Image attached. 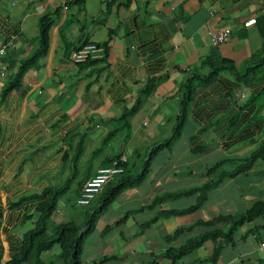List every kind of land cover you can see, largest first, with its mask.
Masks as SVG:
<instances>
[{
  "label": "crops",
  "instance_id": "0c3cea01",
  "mask_svg": "<svg viewBox=\"0 0 264 264\" xmlns=\"http://www.w3.org/2000/svg\"><path fill=\"white\" fill-rule=\"evenodd\" d=\"M69 1L0 0V44L8 43L0 57L7 69V77L0 80L1 262L18 251L21 234L37 216L35 202L12 203L53 185V174L67 168L66 161L74 165L67 177H75L76 183L116 153L135 164L126 154L135 137L141 142L151 138L141 152L138 147L132 151L136 156L145 151L144 158L153 138L161 142L172 134L184 95L178 87L191 78L192 70L198 74L192 76L194 87L181 130H188L184 145L176 147L180 133L156 153L159 160L151 163L146 179L120 193L99 216L94 229L99 249L86 263L105 256L111 257L104 264L148 263L153 252L182 244L205 229L198 225L183 234L184 239L180 235L167 242L165 237L176 228L239 213L264 201V157H258L246 172L211 190L232 183L230 192L212 198L209 191L194 212L160 217L142 228L156 210L176 207L165 201L154 210L146 208L164 183L192 175L203 181L207 167L242 156L264 140V62L253 58L264 43L262 0H84L81 6ZM223 27L230 28L228 39L213 44L210 35ZM44 33L45 53L25 71L20 84L8 90L20 63L41 47ZM84 42L105 43L106 57L70 61V51ZM208 57L231 61L233 70L209 78L202 65ZM153 78L161 80L130 118L129 130L113 132L120 125L117 117ZM114 134L124 139L111 153L108 139ZM89 158H96L97 164H90ZM262 243L264 214L243 224L216 260L208 257L213 246L205 242L194 250L198 254L193 261L178 264H264ZM159 264L170 260L160 259Z\"/></svg>",
  "mask_w": 264,
  "mask_h": 264
},
{
  "label": "trees",
  "instance_id": "16d2710c",
  "mask_svg": "<svg viewBox=\"0 0 264 264\" xmlns=\"http://www.w3.org/2000/svg\"><path fill=\"white\" fill-rule=\"evenodd\" d=\"M69 2L78 3L81 6L84 0H70ZM103 45L107 50L106 44L103 43ZM45 50L46 46L44 33L41 47H39L34 54L20 63L16 73L7 87L8 90L13 89L20 84L25 71L37 63L38 58L43 56ZM253 58L254 61H257L259 58V63L264 62V43L261 47V51L255 54ZM88 61L92 62L96 60H87L81 63H86ZM202 65L207 67L209 78H213L211 76L218 75V73H220L223 69L230 68V71L233 70V63L222 57H208L202 62ZM190 73H192L191 78L189 79L187 77L178 87L179 91H183L184 95L180 99V109L176 117L172 134L161 142L150 145L146 156L142 159L140 169L136 173L133 172L135 164L132 163L130 165L127 161L124 164V171L122 173L116 174L106 181L100 188L96 197L91 200V202L86 205L87 208L83 210L84 218L82 222H76L75 220L59 222L53 226V233L47 234L50 218L57 208L60 198L70 189L75 177H68V179L61 185H48L39 192L22 195L12 203L13 206H20L27 201L35 202L36 204L34 208L37 216L34 220L33 226L26 229L21 234L18 251L11 254V258L5 264H45V260H43L41 254L42 252L50 250L55 244L58 246L57 258L61 260L62 264L82 263L81 258L85 241L90 233L94 231L99 216L120 193L128 188L139 186L146 179L150 171L153 156L161 148L171 145L179 137L187 117L186 110L188 99L191 96V90L194 87L192 84V76L198 74L197 70H192ZM160 80L161 78L149 79L147 84L138 91L132 106L124 109L117 117V121H120V125L117 129L113 130V132H117L122 129L129 130L130 118L138 111L144 99L156 88V85L160 82ZM117 155H119V153H116L114 156L106 159L104 165L109 164L111 159ZM258 157H264V140H262L254 150H251L242 156L226 157L207 167L205 172H203V177L205 179L201 184L177 190H166L156 194L146 205V208L154 210L156 207L159 208L160 204L165 201L176 200L182 197L193 196L195 200L187 207H172L168 209L156 210L153 216L143 223L144 225L142 228L144 229L145 227H148L160 217L185 215L194 212L205 201L209 191L219 186L224 179L246 172ZM224 163H232V166L225 168L223 167ZM89 178L90 174H86L84 179L80 180L79 183H76V198ZM263 214L264 201H259L253 205V207L239 213L216 215L211 219L197 220L195 223L178 227L165 237L167 242L171 243L178 236L185 233L189 235L198 225L203 226L205 229L197 235H190L182 244L175 246L170 245L158 253L153 252L151 260L145 264H159L160 259L163 258L169 259L170 264H173L183 256L196 250L205 242L212 243L213 247L210 253L211 255L208 257H210L212 261L216 260L222 246L227 242L233 241L234 233L243 224L258 218ZM221 223L226 225L225 229L223 227H218V224ZM106 229L108 230V226H105L103 231L107 232ZM1 257L2 254L0 253V261ZM110 257L111 256L102 257L99 261H95V264H102Z\"/></svg>",
  "mask_w": 264,
  "mask_h": 264
},
{
  "label": "rangeland",
  "instance_id": "374dc122",
  "mask_svg": "<svg viewBox=\"0 0 264 264\" xmlns=\"http://www.w3.org/2000/svg\"><path fill=\"white\" fill-rule=\"evenodd\" d=\"M142 115V112L139 113V116ZM170 122V121H169ZM172 122V121H171ZM187 129L183 128V131L181 133V136L176 140L177 145L176 147H180L182 145H184V142L186 140V137L188 136L187 134ZM186 136V137H185ZM143 137V136H142ZM124 137L121 134H114L111 135V137H109L108 140H112L110 143V151L111 153H115L118 150V146L121 143V141H123ZM151 138L149 137L148 139H144L142 142L139 138L135 137L133 141H131L130 143L133 145L132 149L129 148L128 151L126 152V154H128V156L131 158L132 161L135 160V165L133 167V172L136 173L141 166L142 163V159H143V153H140L139 155L136 156L137 153H132V151L138 147V152H141L142 148H143V144H145V142H147V140L149 141ZM153 140H156L155 142H157L159 139H155L153 138ZM155 142L151 143L154 144ZM138 145V146H135ZM106 147V145H101V148ZM107 148V147H106ZM105 148V149H106ZM148 152V151H147ZM102 154V153H100ZM104 154H108L107 152H104ZM83 158H81L80 160H82ZM80 160L78 159L76 162L77 164V169L80 166ZM159 160V154L158 155H154L152 158V164H155V161L158 162ZM67 164V168L64 165L63 167L59 168V172L56 174H53L52 176V181H53V185H61L63 184L67 179H68V174L70 172V174L73 173V169H74V165L72 164V162L66 161ZM88 162L90 164H97V160L96 158H89ZM157 165H159L158 163H156ZM155 168V166H154ZM156 170V169H155ZM186 170H182V172H184ZM76 179V178H75ZM75 180H73V184L71 185L70 189L60 198L57 208L55 209L54 215H52V217L50 218V222L48 225V229H47V234H52L53 233V226L59 222H63V221H67V220H75L76 222H82L84 216H83V210L87 208L86 205H80L77 204L75 201L76 198V193H75V188H76V182H74ZM204 181V180H203ZM202 179L200 177H196L194 175L192 176H179V179L177 182H172L170 184L164 183V187L162 188V190L160 189L161 192L166 191V190H177V189H181V188H185V187H189L192 185H199L202 182ZM233 187L232 183H226L223 185L221 190H213L211 191V197L214 198V195H218L219 193H227L230 192V189ZM121 195V194H120ZM118 195V197L120 196ZM117 198V197H116ZM195 200V198L193 196H189V197H182L179 199H174V200H169V204L170 205H175V208H180L183 207L185 205H188L190 203H193ZM140 214H138L139 216ZM152 217V216H151ZM149 219V218H148ZM147 219V220H148ZM245 227V226H244ZM240 229V228H239ZM182 236V235H181ZM187 237V236H185ZM184 235L182 236V238H185ZM99 237L97 236L96 231L90 233V235L88 236V238L85 241L84 244V250L82 253V264H90V263H86L87 261V256L95 253L98 251L99 247L97 244V241H99ZM57 253H58V246L55 244L50 250H47L45 252H42L41 257L43 258V260H45V264H62L61 260L59 258H57ZM210 253V252H208ZM196 254H198V252L192 251L189 254L185 255L182 257L181 260H177L174 264H178L181 263L182 261L184 262H191L194 260V258L196 257ZM102 257H100L101 259ZM100 259H97L96 261H99ZM106 262V261H104ZM104 262L102 264H104ZM92 264L93 261H92Z\"/></svg>",
  "mask_w": 264,
  "mask_h": 264
},
{
  "label": "built area",
  "instance_id": "2783aa9c",
  "mask_svg": "<svg viewBox=\"0 0 264 264\" xmlns=\"http://www.w3.org/2000/svg\"><path fill=\"white\" fill-rule=\"evenodd\" d=\"M261 12L264 13V0L261 1ZM16 1H13L15 5ZM230 34L229 27H223L210 35V40L213 44H219L228 39ZM8 43L0 44V57L7 51ZM106 48L103 44L97 42H87L79 47L72 49L68 55V59L74 63H81L87 60H98L105 56ZM7 77L6 65L0 61V80ZM127 160L125 154H121L118 157L111 160V163L107 166H101L96 169L95 174L90 177L80 195L77 199L78 204H87L99 191L103 183L109 180L113 175L122 173L124 171L123 163ZM262 245H264L262 243Z\"/></svg>",
  "mask_w": 264,
  "mask_h": 264
},
{
  "label": "clouds",
  "instance_id": "9594fccd",
  "mask_svg": "<svg viewBox=\"0 0 264 264\" xmlns=\"http://www.w3.org/2000/svg\"><path fill=\"white\" fill-rule=\"evenodd\" d=\"M100 44H101V43H100ZM106 52H107V50L105 51V56H104L103 58H101V59H104V58L106 57ZM68 55H69V54H68ZM98 60H99V59H98ZM121 154H124V153H120L119 155H121ZM119 155L113 157L112 159L118 157ZM126 158H127V156H126ZM112 159H111V160H112ZM126 162H127V160L125 161V163H126ZM110 163H111V161H110ZM110 163H109V164H110ZM125 163H123V167H124V164H125ZM109 164H107V165H109ZM107 165H102V166H107ZM99 167H101V166H99ZM99 167H97V168H99ZM97 168H96V169H97ZM95 171H96V170H95ZM94 174H95V172H94ZM94 174H93V175H94ZM119 174H120V173H119ZM93 175H92V176H93ZM92 176H90V177H92ZM113 176H114V175H113ZM113 176H112V177H113ZM107 181H108V180H107ZM85 183H86V182H85ZM103 184H104V183H103ZM84 185H85V184H84ZM83 187H84V186H83ZM101 187H102V186H101ZM99 190H100V189H99ZM80 192H81V191H80ZM98 192H99V191H98ZM98 192H97V193H98ZM97 193H96V195H97ZM79 195H80V193L78 194L77 198L75 199L76 203H77V199H78ZM96 195L94 196V198L96 197ZM94 198H92L91 200H93ZM91 200H90V202H91ZM90 202H89V203H90ZM89 203H87V204H89ZM77 204H78V203H77ZM87 204H82V206H83V205H87ZM80 205H81V204H80ZM211 244H212V243H211ZM263 244H264V243H263ZM0 263H1V261H0Z\"/></svg>",
  "mask_w": 264,
  "mask_h": 264
},
{
  "label": "water",
  "instance_id": "95a60500",
  "mask_svg": "<svg viewBox=\"0 0 264 264\" xmlns=\"http://www.w3.org/2000/svg\"><path fill=\"white\" fill-rule=\"evenodd\" d=\"M0 264H4V263L1 262Z\"/></svg>",
  "mask_w": 264,
  "mask_h": 264
}]
</instances>
